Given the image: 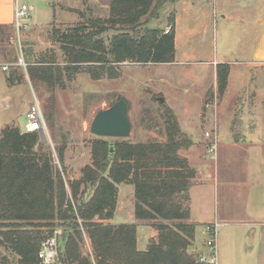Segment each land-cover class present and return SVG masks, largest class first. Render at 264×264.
I'll return each mask as SVG.
<instances>
[{"label":"trees","instance_id":"obj_1","mask_svg":"<svg viewBox=\"0 0 264 264\" xmlns=\"http://www.w3.org/2000/svg\"><path fill=\"white\" fill-rule=\"evenodd\" d=\"M174 1L111 0L108 18L90 17L64 31L57 29L55 40L65 54L66 79H73L82 68L94 79L116 77L118 66L126 61L174 62L175 12L168 16L169 30L149 25ZM7 26L0 25V30ZM57 62L53 55L31 65L32 81L64 87V68ZM228 77L229 64L219 63L220 94L227 89ZM163 106L166 139L134 142L98 136L92 142L93 163L82 169L80 179L69 182L71 197L55 168L53 149L40 132L6 125L0 137V244L14 251L20 264H38L48 233L44 228L60 224L65 264H198L189 251L196 233L190 220V189L197 170L184 154L194 142L174 110ZM65 146L56 149L61 163ZM120 183L135 187L136 220H153L159 230L158 239L145 250L138 248L136 222L109 221L117 209ZM89 189L94 192L86 196ZM85 236L91 247L87 252Z\"/></svg>","mask_w":264,"mask_h":264},{"label":"rangeland","instance_id":"obj_2","mask_svg":"<svg viewBox=\"0 0 264 264\" xmlns=\"http://www.w3.org/2000/svg\"><path fill=\"white\" fill-rule=\"evenodd\" d=\"M23 2L30 5L31 16L26 19L27 26L18 29L14 22L13 25L0 30V137L3 128L8 124H15L25 131L29 111L32 105L39 103L45 117L48 143L54 153V165L62 173L70 197L72 195L69 182L80 179L82 169L93 163L92 142L98 136L91 132L90 127L100 110L110 107L120 96L125 98L129 104L132 133L130 137L124 139L134 142L155 141L166 139L165 124L161 117L165 103L166 107L172 108L178 119H181L183 131L193 141L199 142L204 127L199 120L198 112L203 106V99L212 79L211 66L202 62L247 58L241 51L233 48V42L240 35L242 26L232 23L224 25L223 19L219 18L218 10L213 9L211 18L203 20L205 24L201 36L204 38L206 50L203 51L204 55L201 54L202 56L197 59L148 64L126 61L118 66V76H107L102 79L92 78L90 73L82 68L69 80L66 79L68 75L65 69L67 65L65 54L61 44L55 40L57 29L64 31L90 17L108 18L111 0H23ZM168 7L169 5H166L161 9L159 18L150 21L151 27L162 26L166 22ZM109 34L111 35L112 31ZM53 55H56L58 61L56 66L64 68L63 75L66 79L64 87L56 85L51 88L44 82H34L29 74L28 68L31 65H35L43 57L52 59ZM248 74L247 72L246 75ZM252 82L253 85L244 77L247 88L261 86L258 81ZM236 85L234 84V87ZM160 98L165 100L161 101ZM211 98L210 95L207 100L210 101ZM186 108L189 112L184 113ZM233 131L240 134L238 129ZM106 138L112 141L118 139ZM207 142L206 139L203 142L205 154ZM62 145H66L63 163L59 160L56 150ZM184 154L200 171L199 178H208L212 170L214 174L216 168H206L200 164L198 147L193 145L184 151ZM207 159H210L209 156ZM218 164L219 168L223 169L222 165L225 163L220 158ZM118 187V209L113 222L137 221L138 248L145 250L150 241L158 239L159 230L153 225L155 223L153 220H136L134 185L120 183ZM83 189L84 185L81 186V190ZM93 192V189H89L86 196L92 195ZM192 208L193 217L201 223L209 220L204 219L205 214L214 213V205L211 210L203 211L198 200L192 202ZM197 227V234L195 233L189 251L196 256L198 264H203L199 258L200 255L206 254L208 247L204 244L206 250L202 251L201 245L206 243L210 235L204 225L199 224ZM55 230L64 232L60 224L52 229L44 228L47 234H52ZM87 239L85 236L84 252L91 248ZM0 264H20L19 256L7 246L0 244Z\"/></svg>","mask_w":264,"mask_h":264},{"label":"crops","instance_id":"obj_3","mask_svg":"<svg viewBox=\"0 0 264 264\" xmlns=\"http://www.w3.org/2000/svg\"><path fill=\"white\" fill-rule=\"evenodd\" d=\"M167 5L166 22L158 27L169 30L168 16L175 12L174 62L204 55L203 20L211 18L213 9L218 10L224 25L232 23L243 28L233 48L241 51L245 60L202 62L211 66L212 79L198 112L203 136L193 145L199 149L200 164L216 169L204 179L198 177L200 171L196 168V183L190 189V220L196 224V234L199 224L205 230L209 224L218 225L219 264H264V154L259 153H264V0H175ZM14 22V0H0V25L11 26ZM219 63L229 64L224 94L218 91ZM244 77L252 85V81H258L261 86L247 88ZM214 127L220 134L218 153L216 159H207L204 131ZM219 158L225 163L223 169L219 168ZM196 200L203 211L214 205V213L205 214L204 219L209 220L201 223L193 217L192 202ZM109 221L114 223L113 218ZM204 244L202 251L206 250Z\"/></svg>","mask_w":264,"mask_h":264},{"label":"built area","instance_id":"obj_4","mask_svg":"<svg viewBox=\"0 0 264 264\" xmlns=\"http://www.w3.org/2000/svg\"><path fill=\"white\" fill-rule=\"evenodd\" d=\"M31 16L30 5L23 0H15V25L18 29L26 27V19ZM7 68V67H5ZM209 106V104H207ZM29 121L26 123L25 131H39L47 128L45 117L39 103L32 105L29 114ZM204 137L208 141L206 145V155L216 159L218 153V143L220 142V134L216 127L204 131ZM209 232V239L205 245L208 247L206 254L200 255L199 260L203 264H219V251H218V235L219 229L216 223L207 225ZM62 230H55L52 234H47L41 244L39 250V264H64L61 257V241ZM88 241V239H87ZM89 243V241H88ZM90 245V243L88 244Z\"/></svg>","mask_w":264,"mask_h":264},{"label":"water","instance_id":"obj_5","mask_svg":"<svg viewBox=\"0 0 264 264\" xmlns=\"http://www.w3.org/2000/svg\"><path fill=\"white\" fill-rule=\"evenodd\" d=\"M164 101V98H160ZM90 130L101 137L128 138L132 133V123L129 117V104L125 98H120L110 107L100 110L94 117ZM43 142L47 143L45 129L39 130Z\"/></svg>","mask_w":264,"mask_h":264}]
</instances>
